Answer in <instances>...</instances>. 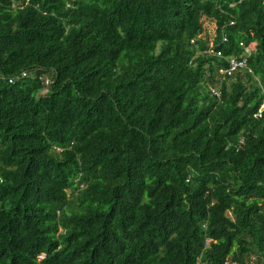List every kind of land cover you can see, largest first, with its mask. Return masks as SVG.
<instances>
[{
	"label": "trees",
	"instance_id": "1",
	"mask_svg": "<svg viewBox=\"0 0 264 264\" xmlns=\"http://www.w3.org/2000/svg\"><path fill=\"white\" fill-rule=\"evenodd\" d=\"M0 264H264V0H0Z\"/></svg>",
	"mask_w": 264,
	"mask_h": 264
},
{
	"label": "built area",
	"instance_id": "2",
	"mask_svg": "<svg viewBox=\"0 0 264 264\" xmlns=\"http://www.w3.org/2000/svg\"><path fill=\"white\" fill-rule=\"evenodd\" d=\"M224 42H226V39L224 38ZM241 46H243V44H241ZM244 47V46H243ZM213 49V46H211V51ZM251 54V50L249 48H245V57L241 60H237V59H234V58H230L228 60V67L227 68H222L219 70V75L222 76V77H231L233 76V74L235 72H237L239 69H244L247 67V58L246 56L248 57L249 55ZM218 57H221L222 54L221 53H217ZM27 76V73H22V77H26ZM10 83H12V81L10 80ZM50 83L49 81L47 80L46 81V85L48 86ZM212 93L214 95H216L217 97L220 96V93L215 90V89H212Z\"/></svg>",
	"mask_w": 264,
	"mask_h": 264
},
{
	"label": "rangeland",
	"instance_id": "3",
	"mask_svg": "<svg viewBox=\"0 0 264 264\" xmlns=\"http://www.w3.org/2000/svg\"><path fill=\"white\" fill-rule=\"evenodd\" d=\"M206 30H207V33H208V34L211 33V35H213L214 32H215L214 27H213L212 25H209V24H206Z\"/></svg>",
	"mask_w": 264,
	"mask_h": 264
}]
</instances>
